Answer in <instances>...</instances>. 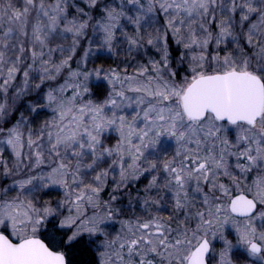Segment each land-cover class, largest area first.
Listing matches in <instances>:
<instances>
[{"label": "snow or ice", "instance_id": "1", "mask_svg": "<svg viewBox=\"0 0 264 264\" xmlns=\"http://www.w3.org/2000/svg\"><path fill=\"white\" fill-rule=\"evenodd\" d=\"M0 264H264V0H0Z\"/></svg>", "mask_w": 264, "mask_h": 264}]
</instances>
